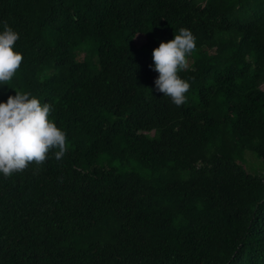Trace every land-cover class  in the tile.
<instances>
[{
  "label": "trees",
  "instance_id": "obj_1",
  "mask_svg": "<svg viewBox=\"0 0 264 264\" xmlns=\"http://www.w3.org/2000/svg\"><path fill=\"white\" fill-rule=\"evenodd\" d=\"M4 22L0 99L51 102L67 151L0 172V264H264V0H0ZM180 27L177 105L150 65Z\"/></svg>",
  "mask_w": 264,
  "mask_h": 264
},
{
  "label": "clouds",
  "instance_id": "obj_2",
  "mask_svg": "<svg viewBox=\"0 0 264 264\" xmlns=\"http://www.w3.org/2000/svg\"><path fill=\"white\" fill-rule=\"evenodd\" d=\"M20 33L7 22L0 29V84L13 78L23 60L16 46ZM197 37L188 27H180L174 37L160 41L153 49L154 63L150 67L158 71L155 87L172 98L177 105L188 99L186 92L190 81L182 77L180 70L188 67V54L197 47ZM54 105L42 101L30 91H18L0 99V172L10 176L35 161L41 163L53 147L57 159L67 151V133L50 115Z\"/></svg>",
  "mask_w": 264,
  "mask_h": 264
},
{
  "label": "rangeland",
  "instance_id": "obj_3",
  "mask_svg": "<svg viewBox=\"0 0 264 264\" xmlns=\"http://www.w3.org/2000/svg\"><path fill=\"white\" fill-rule=\"evenodd\" d=\"M143 41H144V37L142 35H138L137 38L135 39L136 44H141ZM261 87L264 89V84H262ZM99 160L100 162L103 160L102 155L99 157ZM109 164L113 166H119L118 162L109 163ZM244 165L249 172H256V171L264 172L263 170L264 161L261 158L256 157V155H254L249 151L245 152Z\"/></svg>",
  "mask_w": 264,
  "mask_h": 264
}]
</instances>
